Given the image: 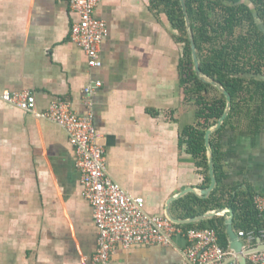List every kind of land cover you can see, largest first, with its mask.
<instances>
[{
  "label": "crops",
  "instance_id": "crops-1",
  "mask_svg": "<svg viewBox=\"0 0 264 264\" xmlns=\"http://www.w3.org/2000/svg\"><path fill=\"white\" fill-rule=\"evenodd\" d=\"M94 15L108 29L98 69L87 66L70 40L78 16L66 1L0 0V94L27 90L35 97L31 113L0 100V264H87L96 252L98 233L67 134L39 117L55 99L79 116L91 112L107 174L141 197L149 215L168 219L172 197L206 189L204 176L178 144L197 108L184 100L182 47L170 25L152 12L149 0H101ZM93 80L102 87L88 107L83 89ZM234 126L215 140L221 185L264 196V127L253 132L243 119ZM177 200L170 215L187 220L177 217ZM227 216L213 218L225 224ZM259 216L264 227V212ZM232 227L236 236L242 231L234 228V214ZM186 245L176 236L171 247L118 246L110 262L181 264ZM260 245L264 239L256 237L252 246Z\"/></svg>",
  "mask_w": 264,
  "mask_h": 264
},
{
  "label": "trees",
  "instance_id": "trees-1",
  "mask_svg": "<svg viewBox=\"0 0 264 264\" xmlns=\"http://www.w3.org/2000/svg\"><path fill=\"white\" fill-rule=\"evenodd\" d=\"M149 1L152 12L166 19L175 33L176 43L182 47L178 66L180 85L184 100L193 102L197 109L194 124L180 131L178 144L180 148L185 147L186 153L204 176L202 188H207L210 178L204 136L223 115L225 97L195 75L180 1ZM185 5L200 70L229 93L231 110L221 128L210 138L217 187L206 199L189 194L174 202L173 209L179 219H190L209 211L229 208L234 214L235 230L254 231L257 235L264 227L254 208L252 195L221 185V152L215 140L225 128L234 130V123L240 124L242 119L253 132L264 127V81L247 78L248 75L264 76V33L259 28L260 25L264 27V0H185ZM183 228L215 230L220 246L225 250L228 248L224 218L215 217Z\"/></svg>",
  "mask_w": 264,
  "mask_h": 264
},
{
  "label": "built area",
  "instance_id": "built-area-1",
  "mask_svg": "<svg viewBox=\"0 0 264 264\" xmlns=\"http://www.w3.org/2000/svg\"><path fill=\"white\" fill-rule=\"evenodd\" d=\"M69 9L78 16L72 24L70 40L86 56L90 69L101 67L100 48L108 33L107 25L94 15L101 0H64ZM102 87L100 81H91L83 94L86 106ZM0 100L22 111L33 112L35 97L30 91L3 92ZM41 119L54 123L65 131L75 155V166L80 175L82 197L92 209L97 229V249L87 264H111V255L118 246L171 247L176 236H183L187 243L182 251L181 264H237L234 254L220 246L218 234L212 229L183 230L169 219L149 215L141 197L126 193L106 172L105 150L100 144L91 112L79 116L71 110L69 103L55 99L39 114ZM255 210L264 212V196L253 197ZM238 238L249 251L246 259L252 264H264V250L253 247L254 240L264 239V229L238 231Z\"/></svg>",
  "mask_w": 264,
  "mask_h": 264
},
{
  "label": "water",
  "instance_id": "water-1",
  "mask_svg": "<svg viewBox=\"0 0 264 264\" xmlns=\"http://www.w3.org/2000/svg\"><path fill=\"white\" fill-rule=\"evenodd\" d=\"M179 1L181 4L183 14H184L185 24H186L187 32L189 35L191 56H192V61H193V70L195 72V75L203 83H207V84L213 86L214 88H216L225 97L226 108H225L223 115L221 116V118L216 123V125H214L210 129H208L205 133V136H204V142H205V147H206L207 156H208V174H209V178H210L209 186L206 189L200 190L198 193L193 189H188V190H185L182 193H180L178 196L172 197L167 204L166 216L168 217L169 220H171L173 223H175L177 225H192V224L199 223L201 221L211 219L216 215H225L226 212H228V216L226 217V220H225V226H226L227 242H228L229 249L234 253L235 260L238 262V264H247L248 262H247L246 256L248 255L249 251H243L242 244L239 241L238 237L236 236V234L233 230V227H232L233 213L231 210L228 209L227 211H225V210L224 211L223 210L210 211V212H207L203 215H200V216H197V217H194L191 219H187V220H177V219L173 218L169 212L170 204L173 201H175V200L181 198L182 196L186 195L187 193L197 194L198 197L205 199L214 191L217 182H216V178H215V174H214V164H213L212 150H211V146H210V138L215 132H217L221 128L222 124L224 123V121L228 117L230 110H231V96L229 95V93L222 87L221 84H219L216 81L206 77L205 75L202 74V72L200 70L196 46H195L194 38H193L191 30H190V22H189V18H188V14H187L185 0H179ZM259 28L264 33V27L262 25H260ZM247 78L264 81V76L248 75ZM256 250L257 251L264 250V245H260Z\"/></svg>",
  "mask_w": 264,
  "mask_h": 264
},
{
  "label": "rangeland",
  "instance_id": "rangeland-1",
  "mask_svg": "<svg viewBox=\"0 0 264 264\" xmlns=\"http://www.w3.org/2000/svg\"><path fill=\"white\" fill-rule=\"evenodd\" d=\"M248 5H249V7L250 8H252V5L250 4V3H248ZM187 35H188V32H187ZM188 37H189V35H188ZM218 91V90H217ZM219 92V91H218ZM212 93H214L215 94V92L213 91ZM220 93V92H219Z\"/></svg>",
  "mask_w": 264,
  "mask_h": 264
}]
</instances>
